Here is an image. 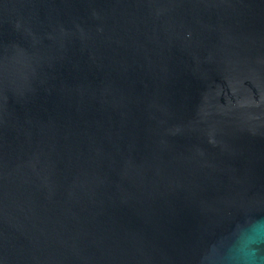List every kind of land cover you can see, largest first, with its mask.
Returning <instances> with one entry per match:
<instances>
[{"label":"water","instance_id":"obj_1","mask_svg":"<svg viewBox=\"0 0 264 264\" xmlns=\"http://www.w3.org/2000/svg\"><path fill=\"white\" fill-rule=\"evenodd\" d=\"M0 264H264V0H0Z\"/></svg>","mask_w":264,"mask_h":264}]
</instances>
